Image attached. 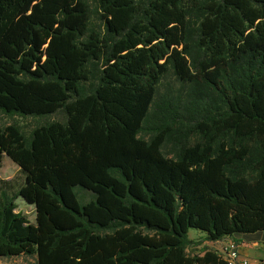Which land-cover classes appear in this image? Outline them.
Wrapping results in <instances>:
<instances>
[{"label":"trees","instance_id":"1","mask_svg":"<svg viewBox=\"0 0 264 264\" xmlns=\"http://www.w3.org/2000/svg\"><path fill=\"white\" fill-rule=\"evenodd\" d=\"M57 112L0 126V166L24 176L0 190V258L226 264L187 253L189 230H264V0H0V114Z\"/></svg>","mask_w":264,"mask_h":264},{"label":"rangeland","instance_id":"2","mask_svg":"<svg viewBox=\"0 0 264 264\" xmlns=\"http://www.w3.org/2000/svg\"><path fill=\"white\" fill-rule=\"evenodd\" d=\"M93 10V16H92V22L96 25L99 24L98 22V16L95 12L94 7H92ZM195 26L193 20L190 23V28L194 31ZM180 85L171 77L167 76L165 77L162 82L160 83V86L158 88V95H164V94H176L177 90H179ZM184 94V92H183ZM64 116L61 112H57L51 116L45 117V118H8L4 115L0 114V126H6L9 124H16L22 128V130L25 132V134H28L34 127L46 124L48 122L53 121H63ZM184 129V128H183ZM201 141V136L198 133H194L190 135L187 139L188 145H193L197 142ZM171 144H167L166 147L163 149V153L165 155H168L171 157ZM24 176L8 158L4 157L1 166H0V190H4L8 195H13L18 188L23 184ZM76 193L78 195V198L81 202H86L91 199V193L83 190H76ZM16 205V212L20 213L23 217L26 218V220L33 224L35 222V213L34 208L32 206L27 205L24 201H22L20 198L15 200ZM190 231V230H189ZM188 232V238L195 242L197 246H194L190 249H187V253L189 254H197L201 253L204 248H208L211 250H217L219 248L218 243H209L205 241V237L202 235L196 233ZM0 264H36V257L33 256H18V257H12V258H0Z\"/></svg>","mask_w":264,"mask_h":264},{"label":"crops","instance_id":"3","mask_svg":"<svg viewBox=\"0 0 264 264\" xmlns=\"http://www.w3.org/2000/svg\"><path fill=\"white\" fill-rule=\"evenodd\" d=\"M191 230L189 231V233ZM192 233L201 234L197 231ZM234 240L238 246V253L241 258H246L251 261V264H264V230L250 236H233L230 238ZM224 240V239H223Z\"/></svg>","mask_w":264,"mask_h":264},{"label":"built area","instance_id":"4","mask_svg":"<svg viewBox=\"0 0 264 264\" xmlns=\"http://www.w3.org/2000/svg\"><path fill=\"white\" fill-rule=\"evenodd\" d=\"M215 243L220 245L215 251L220 255L226 264H251L250 260L239 256L238 246L234 240L226 238Z\"/></svg>","mask_w":264,"mask_h":264}]
</instances>
